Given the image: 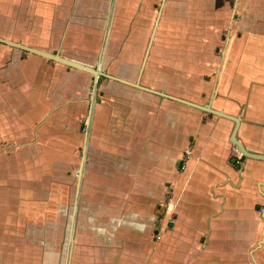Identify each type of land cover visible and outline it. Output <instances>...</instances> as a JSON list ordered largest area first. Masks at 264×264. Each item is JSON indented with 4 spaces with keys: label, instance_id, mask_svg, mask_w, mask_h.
Returning a JSON list of instances; mask_svg holds the SVG:
<instances>
[{
    "label": "crops",
    "instance_id": "0c3cea01",
    "mask_svg": "<svg viewBox=\"0 0 264 264\" xmlns=\"http://www.w3.org/2000/svg\"><path fill=\"white\" fill-rule=\"evenodd\" d=\"M194 19L228 39L214 73L189 75L187 87L184 57L159 69L152 54L158 43L187 49ZM0 36L238 115L236 137L264 154V0H0ZM94 84L88 71L0 42V264H262L264 160L240 152L234 120L103 77L93 103ZM78 145L82 175L64 253L56 225L41 237L50 202L38 201L51 193L57 208L56 182H41L57 166L51 177L39 160L47 149V163H72ZM106 173L131 183L95 184ZM147 240L148 253L136 249Z\"/></svg>",
    "mask_w": 264,
    "mask_h": 264
},
{
    "label": "rangeland",
    "instance_id": "374dc122",
    "mask_svg": "<svg viewBox=\"0 0 264 264\" xmlns=\"http://www.w3.org/2000/svg\"><path fill=\"white\" fill-rule=\"evenodd\" d=\"M159 6H160V3L158 2L155 3L156 9H154L153 19L151 20V27H153L154 25L156 11H158ZM121 21H122V25L125 26V22L127 21L125 19ZM138 21L139 20H137V22ZM164 21H166V19H164ZM140 24H138V26ZM190 24H191L190 34L186 35L187 38H190V43L187 44V42H185L186 43L185 46L187 47V49L182 48L180 50L176 46L172 45L173 43L172 41L171 43H158V45L155 44V47L153 48V54H152L153 56L152 58H154L153 66L157 68H159L161 64H165L163 60L166 58L169 59V62H172V61L175 62V60H181V58L184 57L183 61H184V66H185L184 67L185 68V75H184L185 78H183L182 82H184V84H186L187 87H190V83L189 82L186 83L185 80H188L189 75L194 76L196 74L195 76L199 75L200 77L201 76L208 77L211 72L214 73V68L218 67V62L220 61V59H222V56H223V52H222L223 47H224L223 45H225L228 39V35H226V31H224V33H221V32L219 33V31L216 28L212 27L211 23L207 20L194 19V20H191ZM140 27L145 28L143 24L140 25ZM146 30L149 31L150 27H147ZM171 36H173L172 40L176 38L173 32ZM160 37H163V36H160ZM137 41L140 43V37H138ZM146 42H147V38L143 39L141 43L144 46ZM105 69L108 70V67H105ZM159 69H156V70H159ZM175 75H176V72H175ZM172 80L173 79H170L168 82ZM181 89L183 91L187 90L184 88H181ZM85 130H86L85 124L84 122H82L80 124V133H83ZM78 146L79 148L77 150L76 155H74V153L72 152L73 153L72 156L71 157L67 156L66 158L68 160L69 159L72 160V163H69V162L61 163V162H54V161H52V163H47V157L45 156V154L49 152L47 149H44L42 151V155L40 156V160H39L43 162L42 167L44 168L43 170L45 172L47 171V174H48V170L50 169L51 177L53 176L52 172H54V169L57 166V169H55L56 178H54V180L52 178H50V180L45 178L41 182V186L43 188L48 187V186L52 187V183L56 182L55 185H56V190H57V194H56L57 208L56 209H54V207L52 208V205H51L52 203L51 193H49V195L47 196H41V201H38L42 205H44L43 204L44 201L50 202V205H46L45 210L42 209L40 211V217H39L40 225H41L40 228L42 229L41 237H43V234L48 235L50 232L52 233V229H55L52 226L56 225L57 226L56 228H60V236H61L62 245L64 246V253H66V251L68 250L67 238L70 233V223H71L72 213L74 211V202L77 197L76 190H77V184L79 180L78 174H79V168L81 164L80 161H81V157L83 153L81 146L80 145ZM73 150H74V147H73ZM93 156L94 155H92V158ZM86 167L87 168L85 172L86 174L88 173L86 175V182H87L86 188H90V185L88 184V182L93 179V176L91 175V173L93 172V169H95V166L91 162H88ZM44 171H41V172H44ZM120 174L118 173L101 174V176L95 177L96 178L95 181L97 182L95 184L102 185V183L103 184L109 183L112 186L121 184L123 188L127 187L129 183H131V179L128 177H125L126 176L125 174L124 175L122 173ZM15 187L16 186H14L13 188ZM155 189L157 190V188ZM15 191L16 189H14L13 192L15 193ZM13 198L16 199V193L13 196ZM165 203L166 201L163 199L162 203L158 205V208H157L158 210L157 218L158 219L159 217H162L163 214L165 213V210H166ZM44 225H46L45 227H49V229L44 230L45 229ZM131 231H135L133 232L135 233L132 236L133 238L136 237L137 239H139V237L142 235L140 230L137 228L131 229ZM152 237L156 242L161 240L162 233L160 232V225H158L155 228H152ZM156 242H155V245L153 246V249L157 248L155 247L157 245ZM148 247H149L148 240L145 243H136V249L143 253L146 251L148 253ZM260 247H262V243L261 244L255 243V244L250 245L251 255H253V251H255L257 248H260ZM159 251L162 252V250H159ZM165 252L166 251H164V253ZM213 258L217 261V263H221L219 258H216V257H213ZM146 261L147 262H145V264H149L147 259ZM262 261H263L262 264H264V260ZM254 262L256 264L257 260L254 259ZM233 263H236V261H234ZM138 264H142V263H138Z\"/></svg>",
    "mask_w": 264,
    "mask_h": 264
},
{
    "label": "water",
    "instance_id": "95a60500",
    "mask_svg": "<svg viewBox=\"0 0 264 264\" xmlns=\"http://www.w3.org/2000/svg\"><path fill=\"white\" fill-rule=\"evenodd\" d=\"M162 5H163V3H162ZM160 13H161V11L158 12V16H157V18L155 20V23H154L153 35L155 34V31H156V28H157V24H158V20H159V17H160ZM0 42H2L4 44L11 45V46H14V47H17V48H20V49L25 50L27 52H32V53L47 57L49 59L59 61L61 63H64V64L68 65V66H71V67H74V68H78V69H82V70L90 72L91 74L94 75V78H95V84H94V87H93V100H92L93 103H95L94 95H95V92H96V89H97L98 80H99L100 77H103V78H111V79L118 80V81H121V82H125V83H128V84H133L135 86L142 87V88H145V89L160 93V94H162L164 96H167L169 98H173V99L178 100L180 102H184L186 104H190L192 106L200 108L201 110L209 111V112L215 113L217 115L230 118V119L234 120V122H235V127H234L233 132H232V141L237 145V147L240 150V152H242L243 155H246V156H249V157H252V158H257V159H263L264 160V154L255 153V152H251V151L247 150L246 147L244 146V144L236 137V132H237L238 125H239V122H240V116H238V115H232V114H229V113L225 112L224 110L213 108L210 105V103L200 104V103H197V102H192L190 100L174 96L172 94H168V93H165V92H162V91H158V90H155V89H151V88L142 86L139 83V81L131 82L129 80H126L124 78H121L119 76H116V75H113V74H110V73L104 71L102 69L101 65H97V66L87 65V64H84V63L79 62L77 60L66 58V57L62 56L58 52H51V51H47V50H42V49H39V48H36V47H32V46H28V45L23 44L21 42H18V41H15V40H12V39H9V38H6V37H2V36H0ZM150 44H151V42H150ZM92 110L93 109H91V113H92ZM79 175L80 176L82 175V166L79 169ZM79 182H80V180H79ZM262 184H264V180L260 181L259 186H261ZM260 190H261V187H260ZM262 216L264 217V210H263ZM263 233H264V230H263ZM263 239L259 242V244L262 243Z\"/></svg>",
    "mask_w": 264,
    "mask_h": 264
}]
</instances>
